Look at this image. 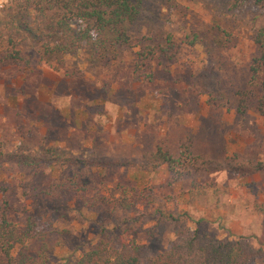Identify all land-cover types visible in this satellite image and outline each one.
I'll return each mask as SVG.
<instances>
[{"label": "rangeland", "instance_id": "rangeland-1", "mask_svg": "<svg viewBox=\"0 0 264 264\" xmlns=\"http://www.w3.org/2000/svg\"><path fill=\"white\" fill-rule=\"evenodd\" d=\"M10 1L0 0V9ZM143 1L131 37L160 43L171 35L180 45L176 62L152 64L149 82L133 74L139 50L131 47L103 61L85 46L32 69L0 67V150L78 161L61 172L44 167L39 185L27 173L5 168L0 204L5 198L20 222L37 209L30 191L74 178L86 196L131 186L144 196L146 205L136 210L140 218L118 230L107 215L93 224L80 217L64 222L66 248L55 251L52 264H73L78 246L95 244L103 228L115 239L130 225L134 236L128 240L142 248L143 262L165 251L180 228L224 242L242 236L264 253V171L239 174L264 165V118L253 110L239 115L233 93L220 95L227 80L238 86L245 79L256 54L255 34L264 28V7L251 1L238 8L229 0ZM214 21L231 33V45L214 52L216 59L186 41L191 29L204 31ZM158 150L184 162L176 169L179 179L167 166L147 169ZM0 264H8L1 252ZM253 264H264V256Z\"/></svg>", "mask_w": 264, "mask_h": 264}, {"label": "trees", "instance_id": "trees-1", "mask_svg": "<svg viewBox=\"0 0 264 264\" xmlns=\"http://www.w3.org/2000/svg\"><path fill=\"white\" fill-rule=\"evenodd\" d=\"M249 1L264 7V0H229V5L238 8ZM143 10V0H11L0 9V67L16 64L32 69L33 63L47 65L52 60L74 55L85 46L93 48L103 61L109 54L115 59L118 49L131 47L139 50L135 54L133 74L149 82L153 78L152 64L176 62L180 45L171 35L160 43L155 37H131V29ZM186 41L190 48L201 46L209 57H215L214 52L231 45V33L214 21L213 26L204 31L191 29ZM253 44L256 54L250 59L245 79L238 86L227 80L229 88L220 95L227 98V92L233 93L237 98L235 111L239 115L253 110L264 118V28L257 31ZM209 97L214 99L212 94ZM77 163L70 157L47 159L23 151L0 150V172L12 166L20 173H27L34 185H39L43 178L44 167L61 172L78 166ZM182 163L158 150L150 156L147 169L154 171L159 166H167L179 179L176 169L182 167ZM261 171L264 165L257 164L239 174L252 176ZM37 188L30 191V197H34L37 204L36 212L20 222L12 219L13 210L5 198L0 204V252L8 264H52L55 251L66 248L69 232L63 230V223L71 217L93 224L97 223L99 215H107L117 220L118 230L119 225L134 224L141 216L136 210L146 205L144 196L135 186L122 187L107 195L97 192L86 196L84 188L74 178L38 193ZM84 211L96 218L89 220ZM131 227L115 239H110L103 228L102 233L95 236V244H85L86 248L78 246L73 264H253L264 256L263 251L254 250L245 237L224 242L197 230L180 228L165 251L143 262L142 248L128 240L134 236Z\"/></svg>", "mask_w": 264, "mask_h": 264}]
</instances>
